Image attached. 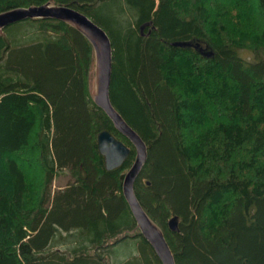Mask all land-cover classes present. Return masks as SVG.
Wrapping results in <instances>:
<instances>
[{
  "label": "trees",
  "instance_id": "trees-1",
  "mask_svg": "<svg viewBox=\"0 0 264 264\" xmlns=\"http://www.w3.org/2000/svg\"><path fill=\"white\" fill-rule=\"evenodd\" d=\"M48 2L111 38V101L148 149L135 192L176 263L264 264V0H0V13ZM94 67L64 21L0 33V264H162L123 193L136 150L94 102ZM104 130L131 148L112 170Z\"/></svg>",
  "mask_w": 264,
  "mask_h": 264
},
{
  "label": "water",
  "instance_id": "water-1",
  "mask_svg": "<svg viewBox=\"0 0 264 264\" xmlns=\"http://www.w3.org/2000/svg\"><path fill=\"white\" fill-rule=\"evenodd\" d=\"M36 18H51L69 23L79 29L93 45L95 51L94 102L109 116L115 129L126 137L136 150L135 161L124 177L123 193L136 220L137 228L150 243L162 264H177L163 230L145 211L135 192V181L147 160L148 149L142 137L126 122L111 101L113 46L109 34L85 13L71 6L53 5L51 2L19 7L0 13V33L14 23ZM172 45L186 47L190 46L191 42L176 41ZM195 47L200 48L207 57L212 55V52H205L207 47H201L200 44ZM98 146L105 157L106 167L109 170L121 166L131 152V148L127 144L107 130L99 134ZM168 224L172 231L179 230L177 216L172 217Z\"/></svg>",
  "mask_w": 264,
  "mask_h": 264
},
{
  "label": "rangeland",
  "instance_id": "rangeland-1",
  "mask_svg": "<svg viewBox=\"0 0 264 264\" xmlns=\"http://www.w3.org/2000/svg\"><path fill=\"white\" fill-rule=\"evenodd\" d=\"M94 75H95V67H94ZM93 94L95 93V76L93 78ZM31 175L30 180L34 178V176L40 177L38 175H35L34 172L29 173ZM42 177V176H41ZM71 180L70 174L69 172H67L66 170L61 171L57 177L53 180L51 188H52V192H54L55 190L59 189L60 187H64L67 185V183ZM39 193V191H38ZM29 197L31 200H34L36 197V192H34V190L31 188V190L28 191ZM39 195V194H38ZM119 251L122 254H128L130 252H135V249L127 244H124L123 246L121 245L119 247ZM125 256L121 255L120 258H123ZM116 264H120L119 262H116Z\"/></svg>",
  "mask_w": 264,
  "mask_h": 264
},
{
  "label": "bare ground",
  "instance_id": "bare-ground-1",
  "mask_svg": "<svg viewBox=\"0 0 264 264\" xmlns=\"http://www.w3.org/2000/svg\"><path fill=\"white\" fill-rule=\"evenodd\" d=\"M111 39V38H110ZM112 64H113V53H112ZM97 88H98V86H97Z\"/></svg>",
  "mask_w": 264,
  "mask_h": 264
}]
</instances>
